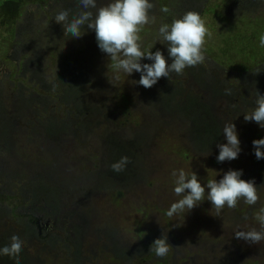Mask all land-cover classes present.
<instances>
[{"label": "rangeland", "instance_id": "rangeland-1", "mask_svg": "<svg viewBox=\"0 0 264 264\" xmlns=\"http://www.w3.org/2000/svg\"><path fill=\"white\" fill-rule=\"evenodd\" d=\"M42 1L46 2V7L38 0L36 4L24 3L19 12L22 11L25 17L21 16L17 23L9 24L0 17V122H12L13 128L8 133L7 144L0 139V146L8 151L7 155L0 154V160L6 161V167L0 163V188L4 185L5 172L7 180L20 187L18 183L25 172L19 171H23L25 166L35 176L36 162L40 169L38 173L49 176V169L55 166L56 159L63 162L60 183L64 189L75 191L71 203L63 212V219H69L72 225L81 229L84 242L82 254L86 264H118L109 256V252L115 249L123 250L122 253H126L124 250L134 253L128 252L132 258L127 254L117 256V261L121 260L122 264H218L223 261L230 264H264V241L253 244L235 237V231L261 230L256 216L264 208V171L259 167L260 163L253 162L254 158L257 159L253 141L264 139V128L255 121L246 122L241 108L233 107L239 104L242 92L249 93V96L254 93L251 81L264 75V69L243 74L241 69L230 71L218 66L230 58L226 52L232 54L233 63L240 64L239 68L242 65L247 68V61L264 59V47L259 42L260 36L264 35V0H255L256 3L251 6L240 0H208L205 4L201 15L212 32L205 45L206 82L217 78L223 80L224 86L231 83L239 88L237 94L222 93L215 101L208 89L199 87L195 78L186 80V89L178 96L164 83V77L152 88H145L136 83L141 77L140 72L129 76L123 71L117 73L110 57L100 50L93 29L82 28L85 34L81 38H73L70 34L65 35L63 25L56 22L38 27L46 9L64 1L58 12L71 10V20L72 16L82 11L79 0ZM67 2L68 5H65ZM109 2L97 0V8ZM224 7L230 8L233 19L224 13L219 14ZM96 10L91 9L94 13ZM162 12L151 14L156 19ZM147 26L140 33L143 49L153 53L162 51L171 61L159 36L162 25ZM7 54L13 57L8 59L11 64L1 62L7 61ZM149 61L145 58L141 62ZM19 64L23 66L21 70ZM58 69L68 80L67 75L78 79L81 87L79 94L84 91L86 94L80 105L82 109L85 112L98 110L100 113L87 119H84L82 111L73 113L68 131L54 141L45 142L40 133L44 125L39 119L44 115V107L49 111L52 106H58L57 92H54L58 86ZM199 74L202 76V72ZM117 75L119 79H116ZM43 85L50 90H42ZM195 87L196 91L191 92L190 89ZM47 93L50 95H45ZM190 93L199 96L202 102L210 101L216 120H221V124L236 125L242 149L237 159L217 162V145L227 143L224 134L205 145L197 138L196 125L189 118L196 117V112L185 115L180 105L182 98ZM171 96L173 102L169 103L166 100ZM70 99L75 100L73 96ZM27 102L31 103L29 108L26 107ZM69 113L68 108H60L61 117L67 118ZM198 113L201 117L202 112L199 110ZM1 133L0 128V136ZM113 141H133L137 144L135 155L138 159L131 170L133 177L128 187L118 181L109 185L102 182L97 186L94 181L81 184L82 180L74 179L85 168L91 169L95 177L102 176V173L110 174L108 152ZM70 142L72 145L66 149ZM44 144L54 150L47 164L42 159L48 157ZM56 152L61 156H57ZM111 154L118 158L124 155V150L120 147ZM95 157L96 160L93 159ZM260 161L264 163V159ZM180 169L189 178L195 172L204 185L210 179H222L229 170H242L241 179L255 180L260 199L255 205L241 200L235 208L225 207L217 217L211 201L206 200V189L205 201L189 212L169 217L166 213L171 204L182 198L174 192L176 177L172 175L173 171L178 173ZM106 185L109 189H101ZM116 193L120 199L115 201ZM40 205H28L31 218L35 217L36 211L42 212L44 204ZM76 211L83 214L81 219H78ZM10 219L5 222L0 220V236L9 233ZM65 231L60 224L55 229H49L51 236L47 238H55L54 241L61 245L53 248L55 257L48 259L40 256V264H71L66 256L60 254L69 251ZM27 234L24 229L17 235L22 240ZM163 234L168 235V242L172 245L166 257H157L148 251L150 248L136 254L143 250L142 243L151 246ZM43 240L28 239V247L25 246L36 255L42 254ZM27 263L36 264L34 258Z\"/></svg>", "mask_w": 264, "mask_h": 264}, {"label": "trees", "instance_id": "trees-1", "mask_svg": "<svg viewBox=\"0 0 264 264\" xmlns=\"http://www.w3.org/2000/svg\"><path fill=\"white\" fill-rule=\"evenodd\" d=\"M41 1L46 5L45 1ZM185 3L182 4L180 0H150L151 3L154 4V8L151 10V13H160L161 9L163 7H168V12H162L160 16H156L155 23L148 24L149 27H154L157 24L160 23V25L163 24H169L171 25L172 21L174 19L181 18L187 10L196 11L199 13H202L205 4L208 0H184ZM230 2L232 0H229ZM241 3L251 6L256 3L255 0H240ZM36 4V0H0V17H3L5 22L11 23H17L20 21V17L24 16L23 12L19 10L23 8L24 3ZM66 2V1H64ZM60 3L59 5H56L55 7L47 8L44 15L41 17V20H43L38 27H43L44 23L53 25L55 24V16L58 14V11L63 3ZM69 2V1H68ZM68 2L65 5H68ZM164 2H167L166 4ZM164 3V4H163ZM202 7V8H201ZM222 13L226 14L228 17L233 19V17L230 16V8L224 7L220 9ZM150 13V14H151ZM217 13V15L219 16ZM229 14V15H228ZM152 15V14H151ZM213 22V20H212ZM44 29V28H42ZM40 31H38L39 33ZM165 50H168L167 44H164ZM227 55L230 57L228 60L218 64L222 68L226 69H241L242 73L247 72H257L258 69H264V59L258 58L253 61H247V64L249 66L247 68H244L243 65L240 67V64L233 63V56L229 52H226ZM171 59V58H170ZM149 61V60H148ZM171 61L168 60V63L171 64ZM5 63H10L8 60ZM142 63V62H141ZM144 63V62H143ZM149 63H151L149 61ZM11 64V63H10ZM21 67H23L21 64H19ZM206 69L207 66L205 63L200 64L195 67H189L184 70V73L182 75H177L175 73H172L170 78L164 77V83L168 85L175 93L179 96L180 93L186 89V80L195 78L198 81L199 87L208 89L210 93V97L212 99L217 100L220 98L222 93L226 94V89H230L231 93L237 94L239 92V88L235 87L234 85H223V80H218L217 78L209 79L206 82ZM257 69V70H256ZM255 70V71H254ZM199 72H202V76H200ZM11 73V72H10ZM12 74V73H11ZM67 77L70 79L68 80L66 76L63 74V72L58 69L57 71V89L54 92H57V103L59 104L57 108H54L53 106L49 111H46V108L44 107L42 110L44 112V115L39 120L44 125V129L40 130V133L43 137V140L46 142L48 141H54L55 139L60 138L64 133H66L72 124V114L81 112L84 115V119L90 118L94 115L99 114L100 112L98 110H90L88 112H85L81 105L82 100L86 99L85 91L81 94H79V81L78 79H75V76ZM71 79H73L71 81ZM227 81V80H226ZM253 84H251V87L255 88V91L252 95L249 96V93L242 92V95L239 97L240 102L238 105L233 106L234 108H241V110L247 114L254 110L256 107L255 100L257 91L264 95V75H259V78L257 80L251 81ZM254 83H257V86L254 85ZM42 90L49 91V87H45L43 85ZM238 91V92H237ZM49 96L50 94H45ZM42 96V95H41ZM70 96H73L75 99L74 101H71ZM209 97V98H210ZM210 98V99H211ZM206 99V98H205ZM78 101L79 103L75 102ZM166 101H169V103L173 102V97H169ZM40 102V101H39ZM75 104V106L72 105ZM1 104V103H0ZM210 101H201L199 96H195L194 94H188L186 97L184 96L182 100L180 101V105L183 107V113L185 115H193L196 112V117H189L193 124L196 125L195 134L197 138L201 139V142L205 145L209 142H213L216 139H219L221 136H223V125L221 124V120H216V116L214 114L213 109L211 108ZM31 106L30 102L26 103V107L29 108ZM65 107L70 110V113L68 114L67 118H63L59 115L60 108ZM33 110V108H32ZM199 110L202 112L201 117L199 115ZM41 112V111H39ZM244 118V117H243ZM83 122V121H82ZM12 122L7 123H1L0 127L2 130V137L0 139L7 144L8 143V133L11 132L12 128ZM39 123V122H38ZM86 123V122H85ZM7 126L6 132L4 131V126ZM37 127V126H36ZM129 128V127H127ZM3 143V144H4ZM72 145V143H68L66 146V149L68 146ZM209 145V144H208ZM45 151L47 150L48 157L42 158L44 160V164H47L49 161V158L54 153V150L50 149L48 145L44 144ZM120 147L124 150L123 156H128L130 158V163L126 166V169L123 172L116 173L112 170L110 167V174H104L102 176L95 177L93 175V172L90 171L91 169L85 168V170H82L79 174L74 176V179L82 180L83 182L81 184H86L89 181H94L97 186H99V183L105 182L107 185L112 184L113 181H118L121 183H124V185H129V180L131 181V170L133 169L132 165V159L135 155V149L137 147V144L132 143H124L120 141H113L111 143V148L108 152L109 154V161L110 165H112L115 162H118L121 157L115 158L112 156V152H115ZM1 150H4L6 152L5 155H7L8 151L6 148L0 147ZM44 151V152H45ZM52 153V154H51ZM57 156H61L59 152H56ZM96 160V157L93 158ZM254 163L258 164L260 163L261 166H259L264 171V163L261 164L260 159L253 160ZM60 165V166H57ZM34 166L37 169L35 176L31 175L29 172V168L27 169V166L19 172H25L23 176L20 178V182L18 183L20 187L15 186V182H11L10 180H6L4 182V185L1 187L0 190V220L1 221H8L9 218H11V222H9V233L3 236H0V248L7 246L10 244V238L13 235H17L22 230L28 226L29 233L22 238V240L25 242L23 245V250L19 254L20 256V264H28L27 261H29L30 258H34L36 264L42 263L40 260V256H46L48 259H51L56 256V253L53 251V248L56 247L58 244L55 238H47L49 235H46L45 232H42V235H39V230L37 227H35L32 222L37 218L38 215L45 213L47 218L51 219V223L53 224L52 228L55 229L59 224L64 226L65 237L69 239L67 242L68 244V252L60 253L67 257L68 261L71 262V264H86L85 259L82 254V248H83V241L81 238V229H77V225H72V222L69 219H63V212L66 210V206L71 203V198L74 197L75 191L69 190L67 188H63V184L60 183V175L59 173H63V166L64 163L60 160L56 159L55 166L50 168L49 176L47 174L40 175L38 173L39 164L35 162ZM62 167V168H61ZM127 173V174H126ZM31 176V178H29ZM113 178L111 180V178ZM95 185V186H96ZM106 186H103L101 189H109ZM131 185V184H130ZM106 187V188H105ZM111 188V187H110ZM116 193L114 195L115 201L120 199L119 196ZM90 198V197H89ZM88 198V199H89ZM34 205V206H41L40 204H44V208L42 212H35V217L31 218V216L28 213V205ZM24 209L26 211L24 212ZM21 212V214H19ZM76 215L78 219H81L83 217V214L79 211H76ZM73 215H71V218ZM89 233L88 231H86ZM75 236V238H71V236ZM40 239L45 238L43 240V247L44 252L42 254H34L30 250L28 251V239ZM51 239V240H49ZM150 242H148L149 244ZM27 247H26V246ZM143 250L137 252L136 254H142L146 249L150 248V246L147 245V243H142ZM45 249H48V251H45ZM104 249V248H101ZM150 249H148L149 251ZM123 250L115 249L109 252V256L114 260L116 259V262L118 264H122L121 260L117 261V256L120 254H127V256H130L132 258V255H129V253H132L131 251L124 250L126 253H122ZM134 255V253H132ZM155 254V253H154ZM36 255V256H34ZM167 260V258H166ZM167 262V261H166ZM165 262V263H166ZM0 264H16L15 259L10 258L6 255H0ZM218 264H230L226 262H221ZM240 264V263H238Z\"/></svg>", "mask_w": 264, "mask_h": 264}, {"label": "clouds", "instance_id": "clouds-1", "mask_svg": "<svg viewBox=\"0 0 264 264\" xmlns=\"http://www.w3.org/2000/svg\"><path fill=\"white\" fill-rule=\"evenodd\" d=\"M79 5L82 11L72 16L71 20V10H61L54 18L56 23L63 25L65 35L81 38L85 34L82 33V28L93 29L100 50L110 57L112 67L117 73L123 71L129 76L133 72H140L141 77L136 83L145 88H152L162 77L170 78L172 73L182 75L186 68L198 66L206 59L205 45L207 39L212 37V32L199 12L188 11L181 18L174 19L171 25L163 24L159 28L161 43L167 44L168 55L172 59L169 64L162 51L153 53L143 49L140 33L146 25L155 23V17L150 14L154 4L150 0H110L99 8L97 0H79ZM91 9L97 10L94 13ZM161 11L168 12L169 8L165 6ZM259 42L261 47H264V35L260 36ZM145 58L153 63L142 64L141 61ZM116 79H119V75ZM226 94H231V90L226 89ZM255 104L254 110L244 114V119L246 122L255 121L264 128V95L258 91ZM223 134L227 143L217 145L218 163L235 160L242 151L234 123H225ZM253 145L256 158L264 159V139L254 140ZM130 162L128 156H123L113 163L111 168L120 173ZM172 175L176 177L174 192L182 198L171 204L166 213L169 217L189 212L205 201L206 189V200L211 201L217 217L225 207L235 208L241 200L248 205H255L260 199L255 180L241 179L242 170H229L222 179H210L206 185L201 183L195 172L190 178L183 169L178 173L173 171ZM256 219L261 225V230L253 228L248 231H235V237L253 244L264 241V208ZM24 243L18 235H13L10 244L0 248V255L13 258L16 264H20L19 254ZM171 247L168 235L163 234L162 238H157L150 246V252L163 258L168 255Z\"/></svg>", "mask_w": 264, "mask_h": 264}, {"label": "flooded vegetation", "instance_id": "flooded-vegetation-1", "mask_svg": "<svg viewBox=\"0 0 264 264\" xmlns=\"http://www.w3.org/2000/svg\"><path fill=\"white\" fill-rule=\"evenodd\" d=\"M6 60H8V59H13V57L10 55V54H7L6 55V58H5ZM1 62H3V63H5L6 61H1ZM219 66V65H218ZM18 67H19V70H21L22 69V67L20 66V65H18ZM220 67V66H219ZM247 72V71H246ZM245 72V73H246ZM245 73H243V74H245ZM255 85H257V83H254ZM228 85H233V84H231V83H229ZM236 88L238 87L237 85H234ZM229 87V86H228ZM190 91L191 92H195L196 91V87H195V89H190ZM59 105V104H58ZM4 107L6 108V106L4 105ZM0 108H1V105H0ZM7 123L8 121L6 120H4V121H1L0 122V124L1 123ZM1 128V127H0ZM0 137H2V133H1V136ZM201 140V139H200ZM1 147V146H0ZM0 154H6V152L4 151V150H1L0 149ZM136 158L138 159V156L137 155H134V157H133V159H132V165H133V167L132 168H134L135 166H136ZM0 163L3 165V167H6V161H5V159H3V160H0ZM138 166H139V160H138ZM138 166H137V168H138ZM5 174V177H4V182H6V180H7V178H6V175H7V173L5 172L4 173ZM2 188H0V190H1ZM32 224L35 226V227H37L38 228V230H39V235L41 236L42 235V232H45L46 233V235H49V229L50 228H52L53 226V224L51 223V219L50 218H47L46 217V215H45V213H42V214H40V215H38L37 216V218L34 220V222H32ZM27 231H28V233H29V228H28V226H26V228H25Z\"/></svg>", "mask_w": 264, "mask_h": 264}]
</instances>
